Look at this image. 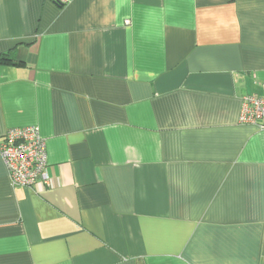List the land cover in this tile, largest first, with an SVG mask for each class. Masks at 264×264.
Here are the masks:
<instances>
[{"label":"crops","instance_id":"crops-1","mask_svg":"<svg viewBox=\"0 0 264 264\" xmlns=\"http://www.w3.org/2000/svg\"><path fill=\"white\" fill-rule=\"evenodd\" d=\"M0 0V264H264V0Z\"/></svg>","mask_w":264,"mask_h":264},{"label":"built area","instance_id":"built-area-1","mask_svg":"<svg viewBox=\"0 0 264 264\" xmlns=\"http://www.w3.org/2000/svg\"><path fill=\"white\" fill-rule=\"evenodd\" d=\"M51 1L65 3L64 0ZM239 123L264 130V86L262 95L241 99ZM0 159L13 188H32L41 193L54 186L48 174L46 145L37 127L8 129L0 137Z\"/></svg>","mask_w":264,"mask_h":264},{"label":"trees","instance_id":"trees-1","mask_svg":"<svg viewBox=\"0 0 264 264\" xmlns=\"http://www.w3.org/2000/svg\"><path fill=\"white\" fill-rule=\"evenodd\" d=\"M0 62H8V60L5 59L4 57H0Z\"/></svg>","mask_w":264,"mask_h":264}]
</instances>
